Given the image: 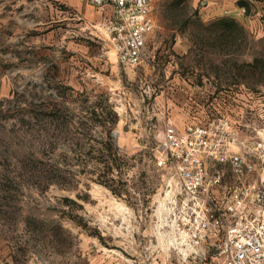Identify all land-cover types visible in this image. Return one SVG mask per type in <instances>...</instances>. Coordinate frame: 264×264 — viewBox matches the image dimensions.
<instances>
[{"label": "rangeland", "instance_id": "obj_1", "mask_svg": "<svg viewBox=\"0 0 264 264\" xmlns=\"http://www.w3.org/2000/svg\"><path fill=\"white\" fill-rule=\"evenodd\" d=\"M87 0H0V264H217L176 240L167 125L229 126L264 175V0H156L126 67Z\"/></svg>", "mask_w": 264, "mask_h": 264}, {"label": "built area", "instance_id": "obj_2", "mask_svg": "<svg viewBox=\"0 0 264 264\" xmlns=\"http://www.w3.org/2000/svg\"><path fill=\"white\" fill-rule=\"evenodd\" d=\"M105 13L103 30L117 60L138 67L156 33V0H87ZM250 155L222 123L179 132L166 126L157 166L176 185L171 229L180 245L217 264H264V175L249 180Z\"/></svg>", "mask_w": 264, "mask_h": 264}]
</instances>
